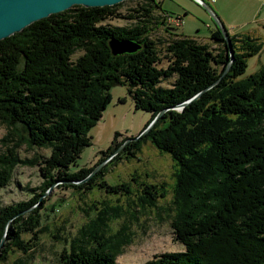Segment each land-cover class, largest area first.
Segmentation results:
<instances>
[{
  "label": "trees",
  "instance_id": "1",
  "mask_svg": "<svg viewBox=\"0 0 264 264\" xmlns=\"http://www.w3.org/2000/svg\"><path fill=\"white\" fill-rule=\"evenodd\" d=\"M118 5L73 6L0 41V125L6 127L0 139V192L20 165L38 167L43 178L40 193L0 207V242L5 236L0 264L18 251L22 256L11 264H26L24 256L47 229L41 223V210L47 208L41 197L54 183L81 193L96 187L108 194L130 192L125 183L105 182L107 163L84 180L128 139L119 131L92 166L70 171L92 144L88 133L111 102V88L118 85L128 86L136 110L150 113L140 133L160 111H167L110 162L136 158L147 141L177 166L171 227L185 250L154 254L140 264H264V65L238 79L247 58L260 52L262 44L249 33L228 32L233 61L210 87L230 60L218 27L211 33V42L219 46L216 52L191 37H169L163 44L151 34L166 25L170 13L159 15L155 0H142L124 17L131 26L104 25L116 17ZM112 38L137 41L141 48L113 56L108 44ZM78 50L82 54L73 59ZM163 59L165 67L160 66ZM167 80L172 81L162 86ZM185 102L182 110L176 109ZM22 145L50 151L48 156L23 158L18 152ZM141 190L136 204L144 210L166 194L163 185L144 184ZM117 211L101 208L78 228L57 264H118L116 257L130 238L125 226L105 236L109 219L120 216ZM23 234L30 238L25 241Z\"/></svg>",
  "mask_w": 264,
  "mask_h": 264
},
{
  "label": "rangeland",
  "instance_id": "2",
  "mask_svg": "<svg viewBox=\"0 0 264 264\" xmlns=\"http://www.w3.org/2000/svg\"><path fill=\"white\" fill-rule=\"evenodd\" d=\"M158 9L155 13H170L172 17L166 19V25L152 32L153 40L166 44L169 37H191L198 43L210 46L213 52L219 49L218 44L211 42V33L216 29L215 24L204 8L194 0H155ZM220 16L230 33H249L259 39L262 49L257 54L247 58V68L238 77H248L264 65V0H205ZM142 0L122 1L115 10L116 17H109L103 22L110 26H131L132 22L126 17ZM161 2V4H160ZM161 8L164 10L161 11ZM166 12V13H165ZM176 33V34H175ZM175 34V35H174ZM82 54L78 50L73 59ZM167 61L162 60L165 67ZM172 80L162 82L168 86ZM128 86L118 85L111 88V102L103 111L101 119L89 131L92 144L86 146L75 164L70 167L71 172L92 166L99 157V152L106 150L111 144L113 135L119 131L122 136L136 137L150 118L148 111L136 110L134 100L128 94ZM119 98H124L121 103ZM6 127L0 125V139L5 135ZM3 147L0 145V152ZM136 158L125 159L112 164V157L107 161L108 171L104 180L108 185H128L130 192L108 194L103 188L79 192L59 186L60 182L46 190L41 199L45 200L42 209V225L47 228L39 234L38 244L27 256L26 264H57L59 253L69 246V240L76 235L78 228L87 221L95 218L101 208H117L118 218L112 217L107 222L105 236L117 233L126 227L130 243L122 248L116 257L118 264H140L150 260L154 254L164 252H179L185 250L184 244L175 240L171 227L174 173L176 164L169 154L161 153L149 142H144ZM49 149H33L21 146L19 155L31 158L34 153L48 156ZM12 178L0 192V207L31 199L33 193H40L39 186L43 178L38 167L18 166L12 171ZM144 184L164 186L165 197L157 198L156 206L145 210L137 207L138 198L142 195ZM61 204V205H60ZM60 205V206H59ZM42 204L38 205L41 207ZM53 207V208H52ZM115 213V212H114ZM113 213V215H114ZM112 214V213H111ZM28 240L30 235L23 234ZM20 255L19 251L11 253L8 263Z\"/></svg>",
  "mask_w": 264,
  "mask_h": 264
},
{
  "label": "water",
  "instance_id": "3",
  "mask_svg": "<svg viewBox=\"0 0 264 264\" xmlns=\"http://www.w3.org/2000/svg\"><path fill=\"white\" fill-rule=\"evenodd\" d=\"M122 1L127 0H0V41L10 37L11 34L20 33L27 25H31L32 23L39 21V19H44L52 15L53 13H61L66 11V9H70L73 6L82 5L85 8L90 7H105V6H114L120 4ZM197 4H199L202 8L206 10L207 15L210 16L216 27L219 28L221 32L222 38L226 42L227 56H229V63L223 72V74L216 79L215 82L210 86H214V84H218L221 78L228 72V69L231 65V61H233L234 51L232 48V42L229 38L228 31L221 20L219 14L208 4L205 0H194ZM110 53L113 56H117L119 54H132L133 52H137L141 45L137 43V41H132L129 39H110L108 41ZM206 89L202 90L205 91ZM201 91V92H202ZM201 92L194 96V98H198L201 95ZM193 98V99H194ZM190 102L191 100H187L186 102ZM186 102L178 105L176 107L177 110H182V108L186 105ZM167 109H164L156 115V117L150 121V124L145 127V129L136 137L131 136L126 139L124 143L117 147L116 151L110 156L116 155V153L120 152L122 148L125 147L130 141H137L141 136L145 135V133L153 127L159 115H162L166 112ZM109 157V158H110ZM108 158V159H109ZM108 159L103 160L102 163L98 164L92 172L89 173L88 177L84 180H88V178L94 176L104 164H106ZM77 182V181H74ZM73 182V183H74ZM79 183V182H77ZM54 183L52 186L56 185ZM51 186V188H52ZM50 188V189H51ZM5 236L1 239L0 248L4 244Z\"/></svg>",
  "mask_w": 264,
  "mask_h": 264
}]
</instances>
